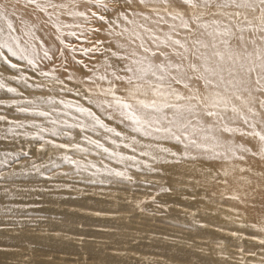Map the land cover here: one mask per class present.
Here are the masks:
<instances>
[{"label":"snow or ice","instance_id":"6c2138e0","mask_svg":"<svg viewBox=\"0 0 264 264\" xmlns=\"http://www.w3.org/2000/svg\"><path fill=\"white\" fill-rule=\"evenodd\" d=\"M0 68L10 72L0 75V142L56 150L48 164L32 162L33 174L60 161L63 177L135 184L133 172L210 162L216 183L243 190L249 158L264 162V0H0ZM4 156L5 168L20 159ZM171 190L160 185L136 206L160 207L157 197ZM226 198L246 202L236 190ZM240 227L249 235L229 234L264 249V219ZM237 247L239 264H249L244 253H255Z\"/></svg>","mask_w":264,"mask_h":264},{"label":"rangeland","instance_id":"374dc122","mask_svg":"<svg viewBox=\"0 0 264 264\" xmlns=\"http://www.w3.org/2000/svg\"><path fill=\"white\" fill-rule=\"evenodd\" d=\"M0 75L6 77L10 72L0 68ZM32 83H36L35 78ZM19 87L23 90L22 85ZM35 94L49 93L45 90ZM0 98H6L3 91ZM41 143L22 138L15 143L0 142V173H18L10 181L0 180V264H223L222 251L230 256L228 264H239L238 245L255 253H244L243 259L249 264H259L264 257V249L255 241H241L229 234L237 231L247 236L250 230L233 220L228 200L216 196L223 184L213 181L217 192L207 194L193 184V177H184L175 170L163 176L133 172L138 181L135 184H93L86 174L61 176L59 173L68 168L60 161L59 169L40 176L31 172L32 162L48 164L56 152L51 147L40 151ZM5 151L10 160L20 157L8 168ZM24 152L29 153L27 158ZM194 166L212 174L215 171L209 163L196 162ZM144 180L153 187L142 183ZM160 185L172 188L174 193H161L157 197L160 207L146 203L141 211L137 203L153 195ZM34 187L52 190L17 192V197L26 199L15 200L4 194L5 188L14 191ZM6 206L15 214L8 213ZM199 209L213 214L200 216Z\"/></svg>","mask_w":264,"mask_h":264},{"label":"bare ground","instance_id":"6f19581e","mask_svg":"<svg viewBox=\"0 0 264 264\" xmlns=\"http://www.w3.org/2000/svg\"><path fill=\"white\" fill-rule=\"evenodd\" d=\"M238 142H245L249 146H252L251 141H242V138L237 137L236 138ZM211 164L210 162H208ZM249 163L253 169L252 173H245L246 176L249 177L251 180V184H246L243 188V190H240L238 188V185L235 181H232L230 179L229 186L227 188L225 185H222L220 187L219 193L216 195L217 197L226 198L228 194L233 192L234 190L239 191L241 199L245 200V203H240L239 201H233L230 199H227L228 202L231 205V212L234 213L233 220L238 223V225L244 224L251 226L254 223H258L262 216L264 215V162L260 161L258 158H249ZM165 175H167L171 170H175L178 174L187 177L188 175L190 177H193V184L196 186H199L203 188L207 194L216 193L217 189L212 185V182L214 181L212 177V173L205 172L197 167L194 166V164H185V165H177V166H166L165 167ZM199 181V183H197ZM172 189V188H171ZM169 194L174 193L173 189L170 192H167ZM245 193H247V196L245 197ZM185 195V194H184ZM186 197H188L186 195ZM212 199V198H211ZM188 203L189 201L186 200ZM210 214L208 211H204L202 209H199L198 215L200 216H211L213 214V211ZM217 213L223 214L226 212H219ZM237 213H239V216L237 217ZM203 214H210V215H203ZM231 222V221H229ZM245 230H251L249 228L241 227ZM180 245V244H178ZM180 250H185V247L177 246ZM195 264V263H194Z\"/></svg>","mask_w":264,"mask_h":264}]
</instances>
